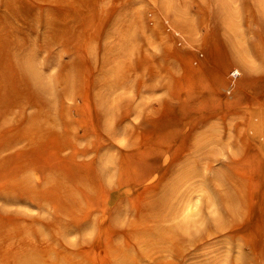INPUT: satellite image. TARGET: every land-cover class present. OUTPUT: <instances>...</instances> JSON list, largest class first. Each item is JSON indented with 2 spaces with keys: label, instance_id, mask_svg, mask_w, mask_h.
<instances>
[{
  "label": "rangeland",
  "instance_id": "374dc122",
  "mask_svg": "<svg viewBox=\"0 0 264 264\" xmlns=\"http://www.w3.org/2000/svg\"><path fill=\"white\" fill-rule=\"evenodd\" d=\"M49 26L61 31L60 41L42 47ZM260 29L264 32V0H0V141L29 128L23 134L26 139L1 157L29 151L27 138L37 132L45 134L44 141L62 135L71 143L63 151L36 154L41 171L25 165L33 155L24 152L25 156L16 157V163L0 169L4 185L0 190L11 186L12 180L28 178L45 193L62 191L61 201L64 192L73 196L68 215L59 207L55 212L45 202L40 208L0 200V264H23L19 260L26 255L34 257V264H53V260L58 261L55 264H264V165L236 170L240 200L222 204L216 200L214 186L201 183L200 178H182L173 185L171 181L183 169L165 174L166 155L148 152L154 145L155 150L157 144L162 146L158 136L178 124L186 128L185 121L198 106L195 98L187 99L192 96L189 92L217 85L213 77L222 60L234 54L241 57V50L249 48L247 42L258 40ZM15 49L22 51L25 61L31 56L32 88L55 124L42 118L31 120L40 106L31 107L33 98L23 93L19 101L24 110L5 111L4 106L17 101L19 92L7 83L15 65L5 53ZM244 55L240 59L246 65L257 67L259 62L252 55ZM238 69L228 70L229 82L220 90L217 105L235 103L240 89L252 90L239 85ZM244 73L250 78L264 77L260 67ZM237 87L235 95L232 90ZM232 119L237 122L238 118ZM207 128L192 133L183 154L193 151L190 146ZM182 136H186L184 130ZM210 137L227 142L217 129ZM96 144L101 146L97 154L93 151ZM222 144L210 145L215 170L241 158L236 147L223 148ZM74 146L87 151L76 156ZM142 150L147 154L140 162L137 153ZM145 167L152 174L135 183L133 178ZM94 172H101V177L93 179ZM205 173L210 175L201 171ZM215 187L228 192L225 186ZM160 197L165 201L161 215L160 210H154L156 214L149 208ZM231 203L234 212L228 210ZM70 221L73 226L63 232L59 227ZM160 230L167 233L160 236Z\"/></svg>",
  "mask_w": 264,
  "mask_h": 264
},
{
  "label": "bare ground",
  "instance_id": "6f19581e",
  "mask_svg": "<svg viewBox=\"0 0 264 264\" xmlns=\"http://www.w3.org/2000/svg\"><path fill=\"white\" fill-rule=\"evenodd\" d=\"M46 1L48 2V0H44V2H46ZM49 4H51V3H49ZM237 7H238V5H237ZM206 18L208 19V16ZM206 18L205 17L204 18L201 17L200 20H204ZM195 21H196V19H195ZM201 22L203 23V21H200V23ZM206 22H209V20L208 21L206 20L204 23H206ZM175 26H176V24H175ZM198 27L199 26H197V28ZM48 29L46 31L49 34L47 35V37L45 36L43 38L44 39V45L42 47H44V46L49 47L52 44L60 41L61 31H55L50 26L48 27ZM183 31H184V29H183ZM257 34H259L257 41H255V42L254 41L253 42H247L248 46H249L248 50L247 49H242L241 50L239 48L241 50V57H239L238 54L236 56H235V54L233 56L231 55L232 57H230V58L229 57H227V58L224 57L225 59L222 60L223 62L221 63L220 68L217 69V71L215 72L214 77H213V80H214V82L217 83V85L213 84V86L209 87V88H207V87L205 88L204 86H202L200 88H197V90H195L193 92H191V91L189 92V94L192 95V96H188V97L186 96L187 99L190 100L191 97H192L193 100H194V98H195L197 103H198V106L196 107L194 114L188 120L185 121L186 128H181V124H178L177 125L178 127L173 128V130L170 131V133L165 134V136L164 135L158 136L157 138L159 140H161L160 145L162 144L163 147L161 146L159 148V145L157 144L156 145V150H155V145H154V147L150 148V150L148 151V152L158 151L157 153H159L161 155H163V154L166 155L164 157V164H165V161H167L168 164L164 166V170L163 171H164L165 174L173 173V175H174L175 174L174 172H177V171H180V170L183 169V171L178 176L175 175L177 177H174L173 180L171 181V183L173 185L178 184L179 180L182 179V178L183 179L186 178L187 180H189L191 178H200V182L201 183L202 182H207L208 184L214 186V191L213 192H215V194H216V200H218L219 203H222V204H224V202L226 200H228V201L231 200L232 202H234V204H235L236 200H240V195H239V191H238V188H239L240 185L237 186L239 184V182L236 179L237 177L235 178V175H238V172L236 173V170H238L240 167L242 168L243 166L244 167L246 166L249 169H253V168H257V166L261 167V165H264V77H261V78H253V77H251L250 78L248 76L249 77L248 78L247 76H245L246 74L244 73V72L248 73L249 70L255 69V68H259V67L261 68V70L264 69V32H262L261 29H260V33H257ZM168 35H171V34H168ZM17 47H21V45L18 44ZM45 49H47V48H45ZM5 54H7V58L9 60H12L14 65H15L14 67L11 68L12 69L11 71L13 73V77L11 79L8 78L7 83H10L11 87L17 88V90L19 91V92H16L17 101L6 104L4 106L5 111L8 110V109H11L12 107H14V108L17 107L20 111H23L24 110L23 104L20 103L21 101H19V98L22 96V93H23V94L29 95L31 98H33L32 101L30 102V106L31 107L32 106H40L37 109V111L35 112V114H33L32 117L30 118L31 120H34L36 118H42V119L48 120V121L51 120L50 121V122H52L51 124H55L56 122L50 118L51 117L50 116L51 113L49 114L50 111H47V110L43 109V104H42V102L40 100V96H39L38 92L34 91V89L32 88V82H31V79H30V77L28 75V72L32 68V66L29 63V61L31 60V56H29L27 61H25V59H24V57L22 55L23 54L22 51H17L16 49L14 50V52H12V50H11V52L7 51ZM244 54L252 55L255 58L254 61L257 60L259 62L257 67H254L255 65H253V66L246 65L242 61L243 59L242 60L240 59V58H242V56H245ZM254 64H257V63H254ZM251 65H252V63H251ZM232 66H237L239 68L238 69L239 71L237 72V73H239V75H241V78H240V81H239V83H240L239 85H244L246 87H250V88L253 87V88H252L251 91H246L245 89H240L239 94L237 96V100L235 101V103L226 102V103L222 104V103L219 102L218 105H217V102L220 101V100H218L219 98L217 96H219L218 94H220V90L225 87V84L226 85L228 84L229 81H228V79L226 77V74H228V70ZM254 71L256 72V70H254ZM37 75H39V74H37ZM262 76H264V75H262ZM20 87L21 88L22 87L25 88L26 89V91H25L26 93H24L23 92L24 89L23 88L21 89ZM237 88H236V90H234V89L232 90L233 94H235V95H237V91L239 90V88L238 89ZM10 90H12V89H10ZM7 97H9V94L6 95V98ZM1 98L2 97L0 96V99ZM232 117H237L238 118L237 122L235 121V119H232ZM206 126H208V128L205 131H202L201 136L197 137L196 143L190 146V147H192L193 151L191 153H189V154H183L185 152V150L188 149L187 142L191 139L192 133L194 135L195 134L194 132H196V130H199L200 128H203V127H206ZM28 129L24 128V129H22L23 131H18V135L17 136H14V137H11V138H8V139L4 138V140L0 141V169L1 170H4L5 167H8L9 165H12V164L16 163V161H17L16 157H18L20 159L21 156H25L24 152H27V153L33 155V158H34L35 155L36 154L38 155L39 152L40 153L41 152H44V153L50 152V154H51V151H63L66 148H71L70 141L67 140V139H63L64 137L62 135H60V138H59V135H56L55 136L56 137L55 141L49 142V141H44L43 136L45 134H42L41 132H37V133H34V134H32L31 136H29L27 138L28 139V144H29V146H31V148H29V151H24V152L20 151L19 153H16L15 155H11V156H7L6 155L4 157H1L4 153H6L9 150L13 149L14 147H16L18 144H20L21 142H23L26 139V138L24 139L23 134ZM214 129H217L218 131L222 132L223 136L227 137V142L222 144V141L218 137H217L218 140L213 139L211 137H210V139H208L207 137L211 136V131L212 130L214 131ZM183 130L186 132V136H184V137L182 136ZM212 135H214V134H212ZM201 139H204V142H201ZM174 142L178 143V145H176L175 149L173 147V143ZM157 143H159V142H157ZM220 143L222 144L223 148L236 147L235 149H237V152H238L237 156H241V158H239L240 159L239 162H234L233 161L234 159H233V160H230V161H228L226 163H222L220 169L218 168V169L215 170L213 168V162L216 160V158H214V156L212 155L213 152L210 149V145H218ZM74 148H75L74 151L76 153V156H77V153L85 154L86 151H87V149H79L77 146H74ZM100 149H101V146H98L97 144H96V146H93V151L95 153L98 152ZM89 151H91V149H89ZM137 154H138L137 155V159H139V161L142 162L143 159L146 158L145 156H146L147 152L142 150V152H139ZM225 156H227V155H225ZM49 157H51V155ZM33 158H31L29 160L27 159L28 162H26L25 165L27 167H29V168L36 167L37 171H41L42 168H41V163L38 161L39 159L37 158V156L35 157L36 159H33ZM44 159H45V157H44ZM162 160H163V158H162ZM51 162L53 164L52 160H51ZM46 163H47V161H46ZM48 163H50V162H48ZM89 164H90V162H89ZM50 166H51V163H50ZM246 167H245V169H246ZM52 168L54 169L55 167L53 166ZM57 168H58V166H57ZM185 168L186 169L188 168V169L186 170ZM4 171H2V172L4 173ZM201 171H202V173H204L205 171H209L210 175H207V173H205V175L201 174ZM57 172H59V171H57ZM54 173H53V175H54ZM151 174H152V170L149 167H145L143 172L140 173V174H137L136 177L133 178V179L136 181L135 183L139 184V183H142L144 180H146V178L149 177ZM12 175H10L9 177L8 176H4V175H2V176L6 177V178L7 177L8 178H12L11 177ZM101 175H102L101 172H98V173L94 172V176L92 175V178L93 179H97V177L100 178ZM56 176H55V179H56ZM133 177H134V175H133ZM0 178H2V177H0ZM37 182H39L41 184V181H37ZM52 182H53V180L51 181V184H52ZM8 183H7V186L9 184H12V183L13 184L11 186H9V187H7L6 184H5V186L7 188H4L3 190H0V200L4 201L8 205H15V204H18L20 202H26V203L37 205V207L39 206L40 208H42V206H44L42 202H45L46 204H50L54 208L55 212H57V210L60 208V210L66 212V214L68 215L70 213L69 211H71V205H73L71 200L73 199V196H70L68 194L69 192L68 193L67 192L63 193V194H65V198H64V201H61L60 195H61L62 191L57 192L55 189L53 191H49L50 189H48L49 192H47L44 189L47 192V193H45L40 187L36 186L28 178H21V179H19L17 181L12 180L11 183H9V184ZM2 185L0 184V187ZM215 185H221V186L227 187L228 188V192H226V194L219 192V190H217ZM95 189H96V187H95ZM63 190H64V188H63ZM66 190H68V189H66ZM159 191H160V189H159ZM143 192H145V191H143ZM153 192H155V191H153ZM187 192H188V190L185 189V193H187ZM241 193H242V191H241ZM149 194H151V193H149ZM163 194H164V190H163ZM163 194H161V195H163ZM170 194H172V193H170ZM147 195H148V193H147ZM155 196L157 197V195H155ZM183 197H184V195H180V199L181 200H183ZM144 199H145V196H144ZM163 199L160 197V199L158 198V200L153 201L151 203L150 207H149L151 209V211L160 210L162 208L164 202H165ZM145 202H143V204ZM234 204L231 203L229 205V207H228L229 211L234 212V210H235ZM2 205H4V204H2V202H1V206ZM227 206H226V208H227ZM4 208L3 209L1 208V209L4 211ZM163 211H164V209H163ZM163 211L160 210L159 215H161L162 214L161 212H163ZM5 212H6V210H5ZM148 213H150V212H148ZM154 213L157 214V212H155V211H154ZM62 214H63V212H62ZM66 214H64V215H66ZM14 215H15V213H14ZM146 216H149V215H146ZM168 216H167V218H168ZM157 217L154 218V219H157ZM167 218H166V220H167ZM163 219H164V217H163ZM163 219H161L162 222H164ZM142 220H145V219H142ZM30 222H32V221H30ZM37 222L35 224H37ZM1 223H2V221H1ZM15 224H17V223H15ZM42 226L48 228V230H52V227L50 225H48V224H42ZM71 226H73V224H71V221H70L69 224H67L65 227H64V225H62L59 228L62 227L63 228V232H68L71 229ZM0 227H2V225H0ZM53 227L55 228L54 224H53ZM160 227H162V226H160ZM0 230H2V229H0ZM157 230H159V229H157ZM10 231H11V229H10ZM170 231H172V230H170ZM166 233H167L166 230H160V232H158V234L160 236H163ZM136 234H135V236L138 235V234L137 235ZM130 235H132V234H130ZM148 235L146 234V236H148ZM0 236H2V233H1ZM135 236H133V237H135ZM152 236H153V234H152ZM152 236H150V237H152ZM155 236L156 235H154V237ZM170 236L173 239L175 237L173 235V233H170ZM154 237H153V239H154ZM129 238H132V236L129 237ZM135 239H136V237H135ZM142 240H143V238H142ZM30 241H31V239H30ZM136 241H138V240H136ZM161 241H159V242H161ZM163 242L166 245V241H163ZM35 243H37V242H35ZM10 244L14 245L15 243H10ZM149 245H150V243H149ZM151 245H152V243H151ZM175 245H176V243H175ZM175 248H177V245H176ZM118 250H120V248H118ZM12 251H13V249H12ZM36 252H37V250H36ZM121 252H123V251H121ZM149 252H151V251H149ZM11 253H13V252H11ZM70 253H69V255H71ZM140 253H143V252L141 251ZM146 253H147V251H146ZM25 255H26V252H25ZM63 255H64V253H63ZM69 255L66 254L65 256H69ZM8 256H9V254H8ZM19 256H21V255H19ZM57 257L59 258V256H57ZM120 257H121V255L119 256V258ZM4 258L6 259V257H3V259ZM32 258H34V257L31 256V255H26V256H24L21 259L19 258L20 260L19 259L18 260L19 261L23 260V262H24V263L22 262L23 264H34L35 261ZM50 258H52V257H50ZM52 259H51V262H52ZM14 260H13V262H14ZM35 260L39 261V259L37 257H36ZM122 260H123V255H122ZM54 261L55 260H53V264L58 262V261L57 262L56 261L54 262ZM66 261H67V259H66ZM16 262H18V261H16ZM123 262L126 263L125 261H123ZM64 263H65V261H64ZM120 264H122V262Z\"/></svg>",
  "mask_w": 264,
  "mask_h": 264
}]
</instances>
